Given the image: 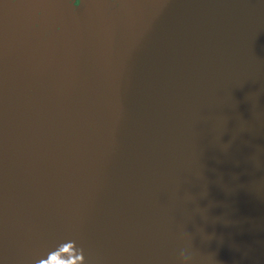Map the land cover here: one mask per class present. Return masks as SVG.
Returning <instances> with one entry per match:
<instances>
[{
	"label": "water",
	"instance_id": "obj_1",
	"mask_svg": "<svg viewBox=\"0 0 264 264\" xmlns=\"http://www.w3.org/2000/svg\"><path fill=\"white\" fill-rule=\"evenodd\" d=\"M0 264H264V0H0Z\"/></svg>",
	"mask_w": 264,
	"mask_h": 264
}]
</instances>
